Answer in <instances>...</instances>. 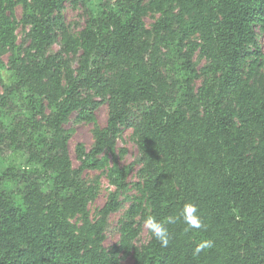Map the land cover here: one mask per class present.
Segmentation results:
<instances>
[{
  "label": "trees",
  "instance_id": "trees-1",
  "mask_svg": "<svg viewBox=\"0 0 264 264\" xmlns=\"http://www.w3.org/2000/svg\"><path fill=\"white\" fill-rule=\"evenodd\" d=\"M67 3L90 13L79 37L66 25ZM23 4L19 43L15 10ZM160 13L152 30L148 13ZM264 0H0V52H13L14 80L0 93V264H264ZM55 47H58L56 50ZM207 64L199 70L195 55ZM196 83L199 86L196 87ZM105 128L72 164L74 113ZM132 130L143 198L104 249L118 192L93 221L83 174L103 169ZM21 162V163H17ZM132 166L112 169L127 189ZM199 209L204 227L167 225L169 245L136 244L147 215ZM146 203L148 211L144 208ZM81 217L78 227L71 218ZM202 239L214 246L198 256Z\"/></svg>",
  "mask_w": 264,
  "mask_h": 264
},
{
  "label": "rangeland",
  "instance_id": "rangeland-1",
  "mask_svg": "<svg viewBox=\"0 0 264 264\" xmlns=\"http://www.w3.org/2000/svg\"><path fill=\"white\" fill-rule=\"evenodd\" d=\"M23 13V4H19L15 10V18L18 25L17 36L20 44L27 40L30 31V28H25L22 25ZM62 13L70 32L75 37H79L90 11L86 7L67 3L62 10ZM161 17L162 15L160 13H148L144 18L146 28L152 30L154 24L160 20ZM258 33L260 48L264 53V35L259 31ZM55 49L57 50L58 47H55ZM12 56L13 52L9 50L0 52L1 94L4 93L5 86L9 85L14 80L13 74L10 71ZM195 62L199 70L207 64V61L199 54L195 55ZM261 72L264 74V66ZM197 86H199V83H196V87ZM108 115L109 107L108 104H105L96 111L95 122H78V113H74L64 125L65 129L71 133L69 150L72 164L75 169H79L82 166L81 161L78 159V148L82 146L86 153L91 152L96 143L95 131L106 127ZM98 159L106 163L105 168L87 169L83 174V179L86 189L89 191V214L93 221L99 219V211L108 201H110L111 196L117 192L119 194L120 210L110 217L105 232L106 239L103 244L104 249L110 252L114 246L119 245L121 242V228L123 223L127 222V215L130 208L134 204H138L143 198L141 157L132 130H125L123 132L121 138L118 140L115 153L107 152L104 155L99 156ZM130 166H132V171L126 180L127 189L118 190L117 186L113 183L112 169L120 170ZM3 167H0V171L4 169ZM144 208L148 211L146 203L144 204ZM71 222L78 227L82 225L81 217L71 218ZM138 222H142L141 216L138 217ZM149 241V234L142 225V233L136 245L141 247ZM121 264H134L133 258L131 256L123 257L121 258Z\"/></svg>",
  "mask_w": 264,
  "mask_h": 264
},
{
  "label": "clouds",
  "instance_id": "clouds-1",
  "mask_svg": "<svg viewBox=\"0 0 264 264\" xmlns=\"http://www.w3.org/2000/svg\"><path fill=\"white\" fill-rule=\"evenodd\" d=\"M178 220H182L186 226L185 231L204 227L198 207L191 202L184 203L178 215H169L163 220H159L153 215H147L143 218L142 225L147 230L150 239L157 241L161 247L166 248L170 241L167 225L175 224ZM213 246L212 240L202 239L194 248L193 255L198 256L202 251L211 249Z\"/></svg>",
  "mask_w": 264,
  "mask_h": 264
}]
</instances>
